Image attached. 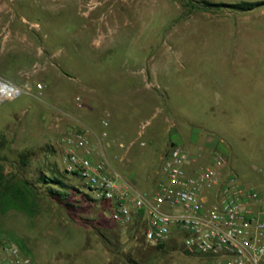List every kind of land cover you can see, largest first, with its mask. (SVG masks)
Listing matches in <instances>:
<instances>
[{
  "label": "rangeland",
  "instance_id": "1",
  "mask_svg": "<svg viewBox=\"0 0 264 264\" xmlns=\"http://www.w3.org/2000/svg\"><path fill=\"white\" fill-rule=\"evenodd\" d=\"M0 82L20 89L0 96L4 189L32 194L29 210L2 200L0 239L24 244L35 264L193 261L113 222L108 204L67 172L64 134L85 132L94 158L140 192L161 178L169 139L197 159L189 172L218 153L224 173L264 192V3L232 11L188 0H0ZM40 174L63 177L68 205Z\"/></svg>",
  "mask_w": 264,
  "mask_h": 264
},
{
  "label": "built area",
  "instance_id": "2",
  "mask_svg": "<svg viewBox=\"0 0 264 264\" xmlns=\"http://www.w3.org/2000/svg\"><path fill=\"white\" fill-rule=\"evenodd\" d=\"M9 85L13 91L2 99L20 92ZM60 141L67 172L108 204L113 222L138 227L148 245L173 246L172 251L192 264H264V192L244 186L234 173H224L225 156L215 153L207 165L189 172L197 159L171 142L161 157L155 188L140 192L111 175L103 156L94 158L85 132L64 134ZM0 264L35 263L14 240L0 239Z\"/></svg>",
  "mask_w": 264,
  "mask_h": 264
},
{
  "label": "trees",
  "instance_id": "3",
  "mask_svg": "<svg viewBox=\"0 0 264 264\" xmlns=\"http://www.w3.org/2000/svg\"><path fill=\"white\" fill-rule=\"evenodd\" d=\"M189 3L193 7H202L205 9L208 8H220L225 7L232 11H248L252 10L258 6H260L262 3H264V0H240L236 2H211L208 0H201L198 3L192 2V0H188ZM74 175V174H73ZM38 182L47 186V192L50 197L53 199L59 201L60 203H64L68 205L67 203V197L69 196L68 190L71 188L66 182L64 181L63 177H56V176H46L45 174H40L38 176ZM5 185H4V177L1 172L0 168V204L2 203V200L7 197V206L16 205L17 208H24L26 210H29L32 205V200L30 198L32 197L31 190L25 186V190L21 189H14L12 190L10 195H7L5 192ZM4 189V190H3ZM10 197V202H8V198ZM9 204V205H8ZM5 205V207H7ZM20 247V249L25 253L26 247L24 244L17 243ZM166 246H159L158 248H164ZM173 248V246L171 247Z\"/></svg>",
  "mask_w": 264,
  "mask_h": 264
},
{
  "label": "bare ground",
  "instance_id": "4",
  "mask_svg": "<svg viewBox=\"0 0 264 264\" xmlns=\"http://www.w3.org/2000/svg\"><path fill=\"white\" fill-rule=\"evenodd\" d=\"M12 91H13V87H11V86L3 83V82H0V96L1 97L8 95Z\"/></svg>",
  "mask_w": 264,
  "mask_h": 264
},
{
  "label": "crops",
  "instance_id": "5",
  "mask_svg": "<svg viewBox=\"0 0 264 264\" xmlns=\"http://www.w3.org/2000/svg\"><path fill=\"white\" fill-rule=\"evenodd\" d=\"M89 109H91L90 107H89ZM107 116H109V115H107ZM173 141V142H175V140H173V139H169V141ZM176 143V142H175ZM206 146H207V148H211V149H217V147H218V143L216 142V140H214L213 138H211V137H209L208 139H207V141H206ZM209 156V155H208ZM209 159L210 158H208V161H209Z\"/></svg>",
  "mask_w": 264,
  "mask_h": 264
}]
</instances>
